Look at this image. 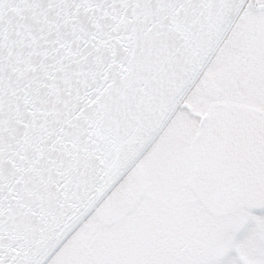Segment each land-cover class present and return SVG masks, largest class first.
Returning a JSON list of instances; mask_svg holds the SVG:
<instances>
[{"label":"snow or ice","instance_id":"1","mask_svg":"<svg viewBox=\"0 0 264 264\" xmlns=\"http://www.w3.org/2000/svg\"><path fill=\"white\" fill-rule=\"evenodd\" d=\"M0 264H264V0H0Z\"/></svg>","mask_w":264,"mask_h":264}]
</instances>
